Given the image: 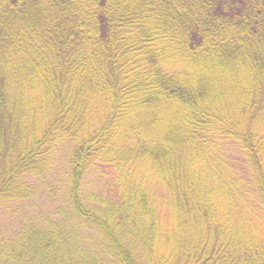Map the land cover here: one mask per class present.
Here are the masks:
<instances>
[{
	"label": "trees",
	"instance_id": "16d2710c",
	"mask_svg": "<svg viewBox=\"0 0 264 264\" xmlns=\"http://www.w3.org/2000/svg\"><path fill=\"white\" fill-rule=\"evenodd\" d=\"M16 202L0 264H264V0H0Z\"/></svg>",
	"mask_w": 264,
	"mask_h": 264
},
{
	"label": "rangeland",
	"instance_id": "374dc122",
	"mask_svg": "<svg viewBox=\"0 0 264 264\" xmlns=\"http://www.w3.org/2000/svg\"><path fill=\"white\" fill-rule=\"evenodd\" d=\"M227 150L222 151L221 153H219L218 157L220 156V163H224V162H229L231 161V157H232V152L231 149H236L235 146L230 145V146H226ZM56 151V166H55V170L56 173H63L66 169L68 160H69V153H70V149H69V144H67L65 141H62L59 143V147L57 149H55ZM223 158V159H222ZM206 164V163H205ZM218 163H214V162H209L208 161V165L211 168H215L212 167L214 165H216ZM208 168V166H206ZM206 172V171H205ZM206 174V173H205ZM52 175V174H51ZM51 175H49L48 177H50ZM226 175H230L229 173H226ZM95 178V177H94ZM43 181V180H42ZM98 181V180H97ZM249 180H247L248 183ZM97 182H95V180H91L89 181V184L91 185H95ZM250 185V184H249ZM158 185L156 184L154 188H157ZM246 190L249 191V193H251V195L253 197L256 196V191L255 189L251 186L246 185ZM39 195H41V191L39 192ZM249 195V194H247ZM46 196L44 197H40L37 199V203L40 204V206H42L43 208H50V206H53V200L49 199V197L47 199H45ZM45 207H44V206ZM26 206H24L23 204H18L17 202L12 206V208H9L11 210H8L7 207H5L6 210L4 211H0V233L2 232H7L10 231L13 228H16L19 225L20 220L18 221V219L21 218L23 212L26 210L25 209ZM13 209V210H12Z\"/></svg>",
	"mask_w": 264,
	"mask_h": 264
}]
</instances>
